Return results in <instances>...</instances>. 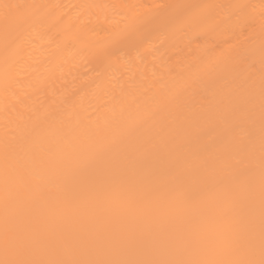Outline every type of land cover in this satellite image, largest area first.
<instances>
[{
  "label": "bare ground",
  "instance_id": "6f19581e",
  "mask_svg": "<svg viewBox=\"0 0 264 264\" xmlns=\"http://www.w3.org/2000/svg\"><path fill=\"white\" fill-rule=\"evenodd\" d=\"M262 259L264 0H0V261Z\"/></svg>",
  "mask_w": 264,
  "mask_h": 264
},
{
  "label": "snow or ice",
  "instance_id": "6c2138e0",
  "mask_svg": "<svg viewBox=\"0 0 264 264\" xmlns=\"http://www.w3.org/2000/svg\"><path fill=\"white\" fill-rule=\"evenodd\" d=\"M5 7H9L5 5ZM0 264H19V262L12 261H0ZM57 264H64V262H57ZM144 264H255L254 261L244 260V261H164V262H144ZM259 264H264V259H262Z\"/></svg>",
  "mask_w": 264,
  "mask_h": 264
}]
</instances>
